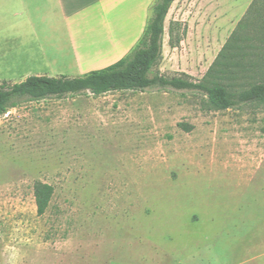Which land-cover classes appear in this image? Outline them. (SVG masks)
I'll list each match as a JSON object with an SVG mask.
<instances>
[{
    "label": "rangeland",
    "instance_id": "374dc122",
    "mask_svg": "<svg viewBox=\"0 0 264 264\" xmlns=\"http://www.w3.org/2000/svg\"><path fill=\"white\" fill-rule=\"evenodd\" d=\"M251 1L174 0L149 75L201 80ZM110 2L124 38L90 53L59 35L63 52L20 70L74 77L131 56L156 0L144 10L143 0ZM206 100L154 84L10 107L0 116V264L241 263L247 251L229 241L242 223L262 235L264 107ZM36 181L54 188L41 215Z\"/></svg>",
    "mask_w": 264,
    "mask_h": 264
},
{
    "label": "trees",
    "instance_id": "16d2710c",
    "mask_svg": "<svg viewBox=\"0 0 264 264\" xmlns=\"http://www.w3.org/2000/svg\"><path fill=\"white\" fill-rule=\"evenodd\" d=\"M173 1L156 0L142 46L131 56L74 77L29 75L20 82H0V116L22 100L39 101L87 92L100 95L154 84L202 90L207 105L214 110L230 108L237 102L264 107V0L251 1L203 78L195 81L188 76L149 75L161 58L164 22ZM172 38L170 34V43ZM53 192V186L48 183H34L39 215L48 208Z\"/></svg>",
    "mask_w": 264,
    "mask_h": 264
},
{
    "label": "crops",
    "instance_id": "0c3cea01",
    "mask_svg": "<svg viewBox=\"0 0 264 264\" xmlns=\"http://www.w3.org/2000/svg\"><path fill=\"white\" fill-rule=\"evenodd\" d=\"M134 1L139 2L130 0L131 9ZM143 2L144 10L147 0ZM110 3V0H0V82L24 80L30 74L20 68L27 67L28 61L46 57L47 50L63 52L64 43L59 35H68L64 46L67 49L78 46V50L90 53L99 52L95 49L98 43L107 46L110 37L124 38L111 16ZM86 36L90 37V45ZM242 227V238L235 236L229 243L231 249L243 244L246 257L241 263L231 259L228 264H264V221L259 236H254L256 232L251 234L248 222H243Z\"/></svg>",
    "mask_w": 264,
    "mask_h": 264
}]
</instances>
